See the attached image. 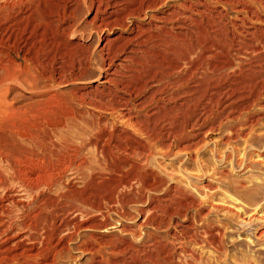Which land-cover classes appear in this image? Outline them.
<instances>
[{"label": "bare ground", "instance_id": "6f19581e", "mask_svg": "<svg viewBox=\"0 0 264 264\" xmlns=\"http://www.w3.org/2000/svg\"><path fill=\"white\" fill-rule=\"evenodd\" d=\"M74 1L84 4L88 0ZM162 1L168 2L90 0L91 4H97L95 15L84 22L82 31L90 25L97 39L114 26L128 33L114 38L104 36L99 49L91 52L88 43L77 40L78 34L89 35V32L77 33V24L72 23L79 18L80 6L68 4L66 0H0V86L7 81L28 82L31 87H39L41 98L37 101L44 103L39 109L45 112L46 101L58 95L56 90L50 89V83L75 79L82 68L97 61L99 69L106 71L101 82L104 86L100 90L96 88L95 92L80 93L76 98L109 111L114 120L111 124L99 121L90 126L77 122L74 108L68 111L66 107L68 112L55 119L54 124H45L53 125L49 134L42 124H31L32 131L24 129L25 126L22 128L21 124L12 123L8 130L0 125V264H29L41 255L46 258L48 253L52 258L41 264L57 263V254L69 252L67 237L72 239L77 235L75 229L84 225L78 215L90 213L91 209L101 211L98 203L102 196L120 208L110 207L106 212L120 218L130 214L126 209L129 204L146 203L151 187L159 182L163 185L161 178L147 165L154 154L153 146L177 127L166 102L181 99L179 92L184 93L183 106L187 109L183 114L187 115L189 123L195 117L192 116L194 107L210 100L209 74L218 70L233 68L221 75L226 76L227 84L215 87L217 90L210 96L237 93L250 102L264 96V32L252 33L250 38L237 43L231 39L234 44L231 52L220 38L217 42L218 31L211 36L208 34V28L217 25L209 10V0L194 3L187 0L177 7L189 12L175 8L164 16H157L163 25L144 26L146 17L155 16L149 15V9ZM238 3L242 11L252 13L250 6ZM97 11L102 14L97 15ZM192 25L200 36L185 41L193 35ZM20 53L23 61L30 64L21 67L15 60ZM67 55L72 57L73 74H67L64 67ZM234 59L239 62L234 64ZM183 64L186 66L182 67ZM200 66L202 76L193 81L196 76L192 69ZM152 105L155 111L148 116L140 115ZM227 107L232 109L231 104ZM21 109L10 107L6 112L10 116L21 113ZM174 110L179 112L177 107ZM35 116L36 112L32 118ZM116 117L121 121L123 117L126 119L117 122ZM236 119L243 121L241 113ZM165 121L167 126L161 125ZM244 121L251 122L250 119ZM148 129L151 132L145 138L137 135ZM15 135L17 138L11 137ZM74 139L79 141L75 143ZM86 147L92 150L84 152ZM73 213L76 215L71 217ZM109 220L104 218L98 225L86 228L111 226ZM61 226L68 231L61 237L63 242L54 235L59 234ZM101 239L103 242L96 244L91 237V241L79 245L93 258L99 256L89 264H132L134 258H138L123 248L120 253L124 257L119 263L109 262L103 256L101 243L106 246L110 243Z\"/></svg>", "mask_w": 264, "mask_h": 264}, {"label": "rangeland", "instance_id": "374dc122", "mask_svg": "<svg viewBox=\"0 0 264 264\" xmlns=\"http://www.w3.org/2000/svg\"><path fill=\"white\" fill-rule=\"evenodd\" d=\"M66 1L73 6H80L79 18H75L72 23L77 24V33L89 32V35L78 34L77 40L88 43L91 52L99 49L104 36L114 38L128 34L114 26L97 39V34L91 30L90 25L82 31L84 22H89L95 15L97 4H91L90 0L84 4H77L74 0ZM195 1L191 0L192 3ZM238 1L250 6L252 13L242 11V5ZM184 2L187 0L162 1L156 8L149 9V15L155 16L146 17L144 26L152 27V23L163 25L157 16H164L175 8L180 9V12H189L177 7ZM196 6L203 9L197 4ZM209 10L217 25L210 26L208 34L211 36L218 31L217 42L220 38L221 43L229 46L231 52L234 51L231 39L237 43L250 38L252 33L264 32V0H209ZM101 14L97 11V15ZM196 18L199 19L200 15H196ZM193 27L194 25L190 28L191 33L193 31L192 37H187L185 41L200 36ZM211 40L212 38L208 42L211 43ZM15 60L21 67L30 64L23 61L22 53ZM238 62V59H234L233 63ZM70 64L72 65V57L67 55L64 59L67 74L75 71ZM185 66L183 64L182 67ZM232 69L209 74L207 93L210 100H204L194 107L192 116L195 117L192 123L183 114V110L187 109L183 106V92L178 93L181 99L166 102V108L171 109L168 113L173 112L177 127L153 146L154 154L152 153L147 165L157 178H161L163 185L159 182L157 186L151 187L146 203L129 204L126 209L131 211V215L121 218L112 210L109 211L110 215L106 212L110 207L120 208L102 196L98 203L101 211L91 209L90 213L78 215L84 225L75 229L77 235L72 239L67 237L65 242L69 252L57 251L60 254L56 255L55 264H89L94 258H99L97 255L93 258L88 251L79 248L82 242L91 241V237L96 244L103 242L102 237L110 243L107 246L101 243V247H104L103 256L115 263H119L124 257L120 251L126 248L133 253L130 255L138 257L134 258L132 264H264V96L251 102L237 93L226 97L210 96L217 90L215 87L221 88L227 84L226 76L221 75ZM192 71L196 76L193 81L202 76L201 66L198 69L194 67ZM105 73L106 71L99 69V62L93 61L82 68V73L75 79L50 83V89L56 90L58 95L46 101L49 111L47 109L45 112L39 109L44 103L37 101L41 98L38 96L41 91L39 87H31L28 82L6 81L0 86V125L8 130L12 123L21 124L22 128L25 126L24 129L32 131L34 127L31 124H54L55 119L62 117L69 108H74L77 122L88 123L90 126L99 121L109 124L114 121L109 111L99 110L76 98L80 93L87 94L91 90L95 92L96 88L100 90L104 86L101 82ZM160 104L164 105L163 102ZM229 104L232 109L227 107ZM10 107L22 108L21 113L8 116L6 111ZM152 108L153 105L148 108L150 111L146 110L147 113L144 111L140 115L155 111ZM120 111L118 109V113ZM34 112L36 116L32 118ZM240 113L243 121L236 119ZM125 119L121 121L116 117L115 120L124 122ZM245 119H250L251 122L244 121ZM163 124L167 126L166 121L161 125ZM52 126L47 124L48 134L52 132ZM149 132L151 131L148 129L146 133L137 135L145 138ZM5 134L9 135V132L6 131ZM11 137L17 138L16 135ZM82 138L85 136L82 135ZM74 141L76 143L79 139ZM88 149L92 150V147H86L84 152L89 151ZM136 158L144 160L142 157ZM150 182L153 183L154 180L151 179ZM74 215L76 213L71 217ZM104 218L110 219L111 226L86 228L98 225L97 222ZM57 232L59 234H54L55 238L63 242L61 237L68 231L61 226ZM41 256L29 261V264H41L52 258L49 253L46 258Z\"/></svg>", "mask_w": 264, "mask_h": 264}]
</instances>
